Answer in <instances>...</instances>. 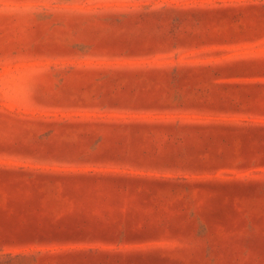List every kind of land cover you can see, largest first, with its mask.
<instances>
[{"label": "rangeland", "instance_id": "1", "mask_svg": "<svg viewBox=\"0 0 264 264\" xmlns=\"http://www.w3.org/2000/svg\"><path fill=\"white\" fill-rule=\"evenodd\" d=\"M0 264H264V0H0Z\"/></svg>", "mask_w": 264, "mask_h": 264}]
</instances>
